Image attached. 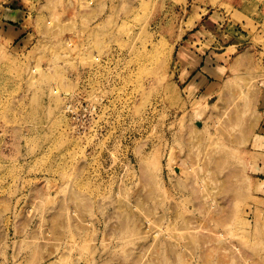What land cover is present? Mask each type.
Here are the masks:
<instances>
[{
  "label": "rangeland",
  "instance_id": "1",
  "mask_svg": "<svg viewBox=\"0 0 264 264\" xmlns=\"http://www.w3.org/2000/svg\"><path fill=\"white\" fill-rule=\"evenodd\" d=\"M0 264H264V0H0Z\"/></svg>",
  "mask_w": 264,
  "mask_h": 264
},
{
  "label": "crops",
  "instance_id": "2",
  "mask_svg": "<svg viewBox=\"0 0 264 264\" xmlns=\"http://www.w3.org/2000/svg\"><path fill=\"white\" fill-rule=\"evenodd\" d=\"M180 49L183 50V54L180 55L181 57H182V55L188 56V52H186L184 48H180ZM192 61H193L192 70H190V72L187 75L188 77L191 76L189 79L190 80L189 85L193 88H196V89L199 86L203 85V87H202L203 89H206V88L208 89L210 84L206 82L207 81V75H205L206 70L203 69V66H201V64H199V66L201 67L199 69V66H197V63H198L197 60L192 58Z\"/></svg>",
  "mask_w": 264,
  "mask_h": 264
},
{
  "label": "built area",
  "instance_id": "3",
  "mask_svg": "<svg viewBox=\"0 0 264 264\" xmlns=\"http://www.w3.org/2000/svg\"><path fill=\"white\" fill-rule=\"evenodd\" d=\"M66 110L67 111H70V112H72V114H74L75 112H74V110H75V106L74 105H72L71 103H69V101H68V103L66 104ZM75 119V118H74Z\"/></svg>",
  "mask_w": 264,
  "mask_h": 264
},
{
  "label": "bare ground",
  "instance_id": "4",
  "mask_svg": "<svg viewBox=\"0 0 264 264\" xmlns=\"http://www.w3.org/2000/svg\"><path fill=\"white\" fill-rule=\"evenodd\" d=\"M65 110H66V108H65Z\"/></svg>",
  "mask_w": 264,
  "mask_h": 264
}]
</instances>
